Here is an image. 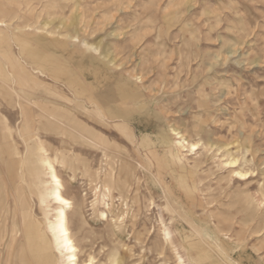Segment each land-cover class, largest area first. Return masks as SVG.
I'll return each instance as SVG.
<instances>
[{
  "label": "rangeland",
  "instance_id": "rangeland-1",
  "mask_svg": "<svg viewBox=\"0 0 264 264\" xmlns=\"http://www.w3.org/2000/svg\"><path fill=\"white\" fill-rule=\"evenodd\" d=\"M0 19L8 23L1 26L5 34L24 33L31 47L49 58L43 65L52 76L61 77L62 71L54 68L67 72L62 74L66 83L49 75L38 77L53 94L16 83L18 91H28L27 97L9 88L1 70L0 264L34 262L20 247L26 237L17 200L20 191L36 192L32 172L9 160L15 155L13 144L20 159L27 153L25 138L32 143L39 135L56 158L65 195L79 208L71 215L70 226L84 259L94 253L97 264H103L110 249L127 244L131 251L123 250L124 264H180L170 247L159 255L162 229L170 228L180 243L177 231L193 225L212 235L203 243L212 253L203 264H264V0H0ZM45 23L55 33L23 31L24 26ZM56 39L64 46L59 47ZM83 41L98 45L100 51L87 48ZM11 50L21 57L15 42ZM73 54L84 56L89 68L94 67L91 61L103 65L100 88L87 83L70 59ZM3 58L0 50L4 68ZM72 79L77 81L69 87ZM120 87L130 92L122 95ZM6 90H11L9 102L2 95ZM74 90H87L93 100L104 97L99 103L103 117L81 110L77 103L82 99ZM111 90L117 102L107 97ZM42 97L75 107L69 112L91 130L85 135L68 123V129L44 130L45 117H50L45 106L63 112L68 108L45 104ZM19 103L28 107L26 116L32 119L29 134L20 130ZM112 109L125 117H113ZM172 128L199 143L198 149L181 151L180 159L174 160L169 153L176 137ZM231 153L242 159L240 167L252 171L248 179L231 177V168L224 167ZM197 157L203 163L195 169ZM19 169L23 183L18 182ZM201 178L198 198L180 188L179 181ZM30 201L35 217L43 222L36 195ZM122 220L115 233L114 222ZM185 252L181 254L187 258Z\"/></svg>",
  "mask_w": 264,
  "mask_h": 264
},
{
  "label": "bare ground",
  "instance_id": "bare-ground-1",
  "mask_svg": "<svg viewBox=\"0 0 264 264\" xmlns=\"http://www.w3.org/2000/svg\"><path fill=\"white\" fill-rule=\"evenodd\" d=\"M7 25H8L7 21L0 19V33H1V35H0V41H1L0 50H1V55H3L5 57L3 59H4L5 63L7 64L6 67H4V68L0 67V73H1V70L4 71L3 73L6 75L5 77H7V80L9 82V86H10L9 88L13 89L14 91L15 90L18 91L14 87V85L16 83L17 84L19 83L18 85L28 87V89H31V90L44 91L47 93H52V91H53V90H51L52 87L49 85H45L46 83L43 84L39 80L40 78L38 79L39 76H43V77L48 76V74L46 73V70L41 69V66L34 65L35 63L29 62L28 61L29 59H27V55H26L25 50H27L29 47H31L30 41L29 40H27V41L21 40L19 42V35L17 33H14L12 36H8L7 34H5V31L3 28H1V26L3 27V26H7ZM47 25H48V23H45L44 26L27 25V26L23 27V31L28 32V30H33V28L35 30H38V31H41V30L45 31L47 29ZM47 32H49L50 34L55 33V31L50 30V29H47ZM17 36H18V38H17ZM69 36H71L75 41H77L79 39L78 38L79 36H77V35H69ZM12 42H15L18 45L19 53H20L21 57H16L15 55H13V52L11 50ZM83 44L85 46H87V48L93 49L95 52L100 51V47L98 45L96 46V45L88 43L86 41H83ZM32 50H28V51H32ZM105 56H106V54H105ZM31 57H32V60H35L36 62H40L42 60V56L40 54L37 55L35 52L32 53ZM0 62H2V60ZM15 65H18L17 69L14 68ZM96 72H97V78H95V81L93 80L94 83H92L94 88L98 87L100 85L99 82L102 78L104 71L99 69ZM92 74H94V73H92ZM50 76L55 80L61 79L60 76H58V77H55L52 75H50ZM61 80H63V79H61ZM72 84H73V81L66 84V85H68L69 87H72L73 86ZM99 88H100V86H99ZM9 91H11V90H6V91L2 92L4 99L8 102L10 101V97L12 98V95ZM128 91L130 92V90L126 91L125 87H120V94L126 95V92H128ZM27 92L28 91L19 90L18 95L22 96V93L27 95ZM78 92H79V94H78ZM78 92L75 91V93L77 94L76 96L77 97L79 96L83 100V101L82 100L80 101V102H82L81 103L82 108L85 109L86 111L90 112L91 114L96 113V114H99L101 116L99 103H101V101H104V100H101V99H104V97L100 98V96H99V101H98L97 98H95L96 100H93L92 96L90 97L92 99H89L88 98L89 96H86L87 93H89L87 90L78 91ZM111 93H114L113 90H111V92L107 93V97H110V102H117V98H116L115 94L112 96ZM129 94H131V93H129ZM28 96L29 95H27V97ZM124 97L125 96H123L121 99L124 100ZM111 98H112V100H111ZM125 98H127V97H125ZM29 102H30V99L28 100V103ZM89 103H93L94 105H96L97 108L95 107L96 108L95 109L94 107H89L88 106ZM19 104H20V109H21L22 117H23L22 124H21L22 126H20L21 127L20 130L22 131V129H23V133L29 134V132L32 129V119H30V118H28V116H26L27 113L25 111L27 110L28 107L24 103H19ZM108 104L110 105V103H108ZM121 104H122V102H121ZM45 108L47 111L50 112L49 113L50 117H51V118L49 117L50 121H55V122L59 121L61 124H63L64 127L68 124H70L75 129L80 127L81 129H83V131L81 130V133H84V134L85 133L88 134V131L91 130L90 127L83 120H78L77 116H75V115H73V113L69 112V109H68V112H66L67 109L65 110V112H63V110H61V109L54 110L55 108H51V110H49V108L47 106H45ZM101 113L103 114V112H101ZM111 115L113 117H125V113H123L121 110L115 111L112 109ZM112 116H110V117H112ZM101 117H103V116H101ZM66 118H67L68 122H65ZM45 119H47V117H45ZM114 123H113V125H114ZM57 125H60V124L58 123ZM171 131L176 136L174 138V145L172 143V146H174V147H170V149H169V153L174 158V160L180 159V153L179 152H181V151H192V152H194L195 150L198 149L199 143L197 144V142L192 143L191 141H189L187 139V137L185 136V134H183L181 131H178L177 128H172ZM11 132L12 131H9L10 135H11ZM25 140H26V145H27L26 155L24 157L22 156V158L18 159L17 156H20L21 154L18 152L17 146L15 144H13V154H15V155L12 156V158L9 160V162L13 161V162L17 163V165L19 166L20 169H22V168L24 169L26 167L27 170H31V172H32L31 181L33 182L34 192L36 191L34 193V195H36V197L39 201L40 207L43 210L44 219H43V222L39 221L35 217V214L33 213V205L30 201L31 195L34 196L33 193L29 192L30 194L26 195V194H24V192L20 191L21 194H18L17 200L19 199V205H20L21 213L23 214V217L21 218L22 220L19 224L22 226V230L24 232L23 234L25 235L26 240L24 241L25 243L22 244L23 246H20L19 244L18 245L20 247H22V251L24 249L25 252L26 251L30 252L29 255L32 257L31 260L32 261L34 260L33 264H97L98 258L96 256L92 255L94 253L89 254L85 259L81 256V249L79 248V246L76 242V239L73 236L74 233L72 232V229L70 226V221L72 218L71 215L74 213L75 214L78 213L79 208L74 207L73 201L69 197H67L64 193L65 186L62 182L61 177L58 174V171H57V168L55 165L56 158L54 159L53 157L50 156L48 148L46 147V145L44 144V142L42 141V139L39 136H37L38 141H33L32 143H29L28 142L29 140L27 138H25ZM7 144H8V142H7ZM8 156H9V154H8ZM32 156H35V158L33 159ZM241 160L242 159H240V157L233 156L231 153V154H228L227 159L225 160L224 164L223 163L222 164L224 165L225 168H231L230 169V176L231 177H237L240 180H246L251 176L252 171L247 170L246 168L240 167V162L242 163ZM243 161L248 162V160L245 158ZM28 162L31 163L32 167H30L27 164ZM65 162H66V160H65ZM202 163H203V160H201L200 157H197L194 161L193 166L195 167V169H198ZM20 169L17 172L18 173V179H19L18 182L21 183L20 182V180H21L23 183V181L25 182V180H24L23 176L21 175ZM11 170H12V167H11ZM7 172H8V170H7ZM13 173H14V170H13ZM179 180H182V178H180ZM202 180H203V178L199 179V182L195 179H192L193 182H191V181L189 182L188 180H184L183 182L179 181L180 188L184 191L189 192L191 195L194 194L198 198L199 195L197 196L195 192H197V190H198L197 183L200 184L202 182ZM14 181H15V179H14ZM26 184H28V183L26 182ZM201 187H203L201 190L209 189V188H206L205 186H201ZM30 188H31L30 190H32V186ZM164 190L169 192L170 191L169 186H165ZM238 192H240V191H238ZM188 197H189V195H188ZM177 198H179V197H177ZM250 199H251V197H250ZM52 203L56 205V208H54V211H55L54 216L51 215V212L53 210ZM106 204H108V203L106 202ZM250 206L253 207L252 203ZM71 209L73 210L72 213L69 212ZM4 211L6 212V209ZM4 211H3V213H4ZM100 214L105 218L107 217V213H105V212H100ZM188 215H189V213H188ZM118 218H117V220H118ZM174 219H175V217L172 220H174ZM119 221H120V219H119ZM16 224L17 223L15 222V225ZM122 226H123V220H122L121 224H120V222L118 223V221H115L114 225H113L115 233H117V231H120ZM164 226L165 227L162 229L164 232V234H163L164 236L161 240L162 247H161V250L159 251V255L162 253L163 248L166 246V248L170 247L173 249L174 254H176L178 256V261L180 264H189V262H191L192 264H203V263H205V261H208V259L211 258V256H212L211 251H209L206 248V245L203 246V243L205 244L207 242L206 241L207 238H210V239L212 238V235L210 232L207 231L205 233V232L199 230L200 227L198 229L197 227H195L193 225H192V227L191 226L190 227L185 226L184 229H180L177 231V232H179L180 239H181V241H180L181 244H180V243L176 242V240L174 239L173 231L170 228H168L166 225H164ZM195 234H198V236H200V237L199 238L195 237ZM47 237H48L49 241H47V239H45ZM19 240H21V238ZM15 244H17V243H15ZM120 247L122 248V250H121V248H117V247L110 249V251H108L106 254L108 261L105 263H103V262L102 263L103 264H124L123 258H124L125 253L123 252V250L124 251H128V250L131 251L130 250L131 248L127 244H125V245L123 244ZM102 249H104V248H101L100 253L101 252L105 253V251ZM183 249L186 251L184 254L187 255V258H185L183 254H181ZM22 251H20L21 253H19L18 256L20 254H22ZM209 264H213V263H209Z\"/></svg>",
  "mask_w": 264,
  "mask_h": 264
},
{
  "label": "crops",
  "instance_id": "crops-1",
  "mask_svg": "<svg viewBox=\"0 0 264 264\" xmlns=\"http://www.w3.org/2000/svg\"><path fill=\"white\" fill-rule=\"evenodd\" d=\"M12 16V15H11ZM26 34V33H25ZM18 35H19V42L21 41V40H23V41H27V40H29L30 41V44L32 43V41L30 40V39H28L27 37H24L25 35H24V33L23 34H19L18 33ZM17 38H18V36H17ZM38 41V40H37ZM55 41V43H57L58 45H59V47H63L64 46V41H61V40H59V39H56V40H54ZM34 51H33V50ZM28 50H32L33 52H35L37 55H39L40 53H38V51H36V49L35 48H33V47H29L27 50H25V52H26V55H27V59H29L28 61L29 62H33V63H35L37 66H41V69H44V70H46V68L44 67V63H43V61L44 60H48L49 58H44V57H42V60L40 61V62H36L35 60H32V51H28ZM70 59H71V61H73V62H75L77 65H78V67H79V71H80V73L83 75V77L85 78V80L87 81V83L89 84H92V83H94V81H95V78H96V76H97V70H99V69H101V68H104L103 67V65L101 64V63H97V62H94V61H91L93 64H94V67L93 68H89V67H87V65H85V62H86V58L84 57V56H78V55H76V54H73V55H71L70 56ZM24 63V62H23ZM17 66L18 65H15L14 66V68L15 69H17ZM58 70H61L62 71V73H61V79H63V76H62V74H64V73H67V72H63V70L62 69H60L59 67L58 68H54L53 69V71L54 72H57ZM104 70V69H103ZM105 71V70H104ZM46 73L50 76V75H52L50 72H48L47 70H46ZM60 73V72H59ZM92 73H94V74H92ZM58 80V81H61V82H65L64 80ZM67 79H69V78H67ZM73 80V83L74 82H76L77 80L76 79H72ZM94 80V81H93ZM73 85V84H72ZM76 90V89H75ZM75 90H74V92H75ZM32 92V91H31ZM60 95V94H59ZM63 96V95H62ZM61 97V96H60ZM36 98H39V97H36ZM35 98V99H36ZM62 98V97H61ZM64 98H66L65 96H64ZM110 98V97H109ZM118 99V98H117ZM42 100H44L45 101V104H47V101H49V102H51V103H59L60 104V106H65V107H67L68 109H70V110H72V111H74L76 108L75 107H70V106H68L67 104H65V103H63V102H59V101H54V100H51V99H49L48 97H42ZM111 100H112V98H111ZM73 101V100H72ZM32 102V101H31ZM34 103H37V104H39L38 102H34ZM63 104V105H62ZM44 105V104H43ZM77 105H78V107L81 109V110H83V108H82V106H81V102H79V103H77ZM1 112V111H0ZM78 118V117H77ZM48 119V120H47ZM47 119H45L44 121H45V123H47V124H44V126L42 127L44 130H46V131H48V130H52V129H55V130H62V129H65V128H67L68 129V125H66L65 127L64 126H61L60 125V127L57 125V123L55 122V121H50L49 120V118H47ZM41 121V120H40ZM53 122V123H52ZM65 122H68V120H67V118L65 119ZM50 125V126H49ZM53 126V127H52ZM11 127V126H10ZM38 127H40V126H38ZM50 127V128H49ZM33 128V127H32ZM34 128H37V126H35ZM39 137H40V135H39ZM41 138V137H40ZM43 141V140H42ZM45 144V143H44ZM49 150V149H48Z\"/></svg>",
  "mask_w": 264,
  "mask_h": 264
}]
</instances>
